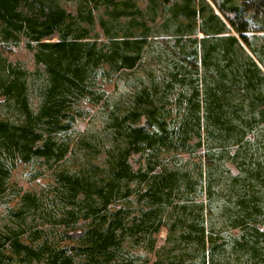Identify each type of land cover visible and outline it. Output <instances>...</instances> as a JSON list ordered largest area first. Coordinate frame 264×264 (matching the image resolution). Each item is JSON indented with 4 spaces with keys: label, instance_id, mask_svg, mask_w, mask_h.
Wrapping results in <instances>:
<instances>
[{
    "label": "trees",
    "instance_id": "obj_1",
    "mask_svg": "<svg viewBox=\"0 0 264 264\" xmlns=\"http://www.w3.org/2000/svg\"><path fill=\"white\" fill-rule=\"evenodd\" d=\"M71 3L0 0V264H264V0Z\"/></svg>",
    "mask_w": 264,
    "mask_h": 264
},
{
    "label": "rangeland",
    "instance_id": "obj_2",
    "mask_svg": "<svg viewBox=\"0 0 264 264\" xmlns=\"http://www.w3.org/2000/svg\"><path fill=\"white\" fill-rule=\"evenodd\" d=\"M62 1L63 3L65 2V6L67 8H72V0ZM6 56L12 62L20 61L21 63L25 64L29 69H32L34 66L31 55L27 53V51L24 49L23 44L13 47L11 51L6 54ZM106 89L107 91H111L112 86H108ZM83 106L85 110H90L91 117L89 116L85 119L80 118L73 125L71 130V135L73 137H76L79 134L83 133L86 129L95 130L101 125V120L99 116L94 115L98 107L87 104ZM133 159H137V157H134ZM62 168H64V163L50 171H43L42 174L39 176H35V168L33 166L18 163L11 173V177L9 180V185L11 186L10 188H13V190H19L20 192L31 191L36 194H41L43 192L49 191L50 187L54 185V174L56 173V171ZM11 197L12 195L9 193L0 198V221L3 219V215H5V210L9 207H13L16 203L15 198L11 199L10 201ZM165 236L166 231L164 229H161L159 234L157 235L156 248H159L164 244ZM148 257L151 260L154 259L153 254L148 255Z\"/></svg>",
    "mask_w": 264,
    "mask_h": 264
}]
</instances>
